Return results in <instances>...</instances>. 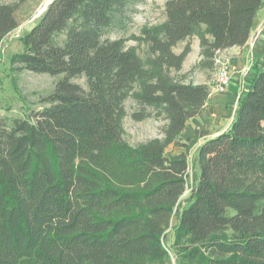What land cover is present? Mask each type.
Instances as JSON below:
<instances>
[{
  "label": "trees",
  "instance_id": "1",
  "mask_svg": "<svg viewBox=\"0 0 264 264\" xmlns=\"http://www.w3.org/2000/svg\"><path fill=\"white\" fill-rule=\"evenodd\" d=\"M136 1L51 0L21 36L12 70L62 77L40 98L48 106L0 119V264L162 263L174 209L177 264H264V55L229 127L197 148L182 208L188 161L166 156L185 147L210 95L170 78L190 52L173 48L197 35L212 69L216 51L247 42L263 0H167L164 22L141 30L146 62L125 40L102 39ZM18 26L15 6L0 5V44ZM80 76L87 90L72 82ZM135 82L139 103L162 106L167 124L131 147L120 117Z\"/></svg>",
  "mask_w": 264,
  "mask_h": 264
},
{
  "label": "rangeland",
  "instance_id": "2",
  "mask_svg": "<svg viewBox=\"0 0 264 264\" xmlns=\"http://www.w3.org/2000/svg\"><path fill=\"white\" fill-rule=\"evenodd\" d=\"M166 1H136L133 6L124 12V18L121 23L119 22L108 28L104 32L102 39L125 40L126 48L133 49L137 56L146 62L150 55L148 54L147 43L141 39V30L164 22V5ZM48 2L49 0H0V5L15 6L19 21V26L9 33L0 44V119L5 118L7 124H10V121L14 118L26 117L31 110H38L48 106L47 104H42L40 98L50 94L54 89L55 82L62 77V75L52 77L47 74L28 71L14 72L10 63L11 57L22 51L21 36L38 21ZM192 37H197V35ZM192 37L179 42L174 47V53H180L187 44L190 45ZM62 39L63 37L60 36L59 41ZM199 56L194 60L189 58L182 64L180 70H169L170 78L175 82L184 84H193V82L200 81L209 82V80L213 82L215 77L214 67L212 66V69L204 68L201 63V56ZM72 82L87 90L86 79L83 76L72 79ZM140 85L138 82L130 85L122 103L120 117L122 137L131 147H137L153 138H162L164 127L167 124L166 113L162 106L146 107L139 103L137 97L140 92ZM234 111L233 109V114ZM138 114H143L144 118L137 120L134 116ZM204 133L205 131L203 130H195V133L188 139L182 138L185 147L169 146L166 151V156L168 157L178 155L177 152H183L188 161L184 191L179 198V208L185 206L186 198L189 197L191 190L196 186L198 177L197 147ZM176 223V211L174 209L170 227L166 230L165 244L169 249V257L162 263L154 262L151 264H177V250L172 246V228Z\"/></svg>",
  "mask_w": 264,
  "mask_h": 264
},
{
  "label": "crops",
  "instance_id": "3",
  "mask_svg": "<svg viewBox=\"0 0 264 264\" xmlns=\"http://www.w3.org/2000/svg\"><path fill=\"white\" fill-rule=\"evenodd\" d=\"M250 40H254L252 48L248 46ZM223 52L228 54L231 58V74L227 90L224 93L218 94L213 91L212 81L210 82V80L209 82H193V85L206 84L210 87L209 99L204 106L203 111L200 115L195 116L188 121L185 130L181 134V139H188L195 133V130L205 131L204 135L201 136L198 147L205 140L215 137L219 133L225 131L232 122L234 118V114L232 113L233 109H236L238 101L242 93L245 91L246 86H248V81L251 78V74H249L248 77L244 79L246 82L244 86H242V69L245 66L252 64L251 73H253L259 68L257 62L261 60L264 55V0L263 5L256 13L247 42L241 47L224 49ZM175 53L179 54V52ZM199 53V41L197 37H192L190 52L186 56L184 62L189 58L191 60L197 59ZM181 153L183 152H177V154Z\"/></svg>",
  "mask_w": 264,
  "mask_h": 264
},
{
  "label": "built area",
  "instance_id": "4",
  "mask_svg": "<svg viewBox=\"0 0 264 264\" xmlns=\"http://www.w3.org/2000/svg\"><path fill=\"white\" fill-rule=\"evenodd\" d=\"M254 40L248 42L249 47H253ZM231 58L228 54L223 52V50H218L215 52L213 57V67H214V80L212 82L213 91L216 93H224L227 90L231 74ZM252 64L245 66L242 69L243 79L242 86H244V79L251 74ZM246 89V88H245Z\"/></svg>",
  "mask_w": 264,
  "mask_h": 264
},
{
  "label": "water",
  "instance_id": "5",
  "mask_svg": "<svg viewBox=\"0 0 264 264\" xmlns=\"http://www.w3.org/2000/svg\"><path fill=\"white\" fill-rule=\"evenodd\" d=\"M50 2H51V0H49V2L46 4V6H45L44 10L46 9L47 5H48ZM44 10H43V11H44Z\"/></svg>",
  "mask_w": 264,
  "mask_h": 264
}]
</instances>
